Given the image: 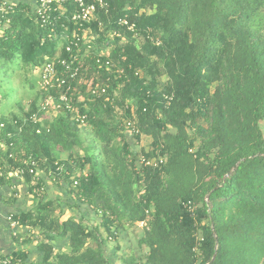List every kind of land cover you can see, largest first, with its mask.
<instances>
[{"label": "trees", "instance_id": "1", "mask_svg": "<svg viewBox=\"0 0 264 264\" xmlns=\"http://www.w3.org/2000/svg\"><path fill=\"white\" fill-rule=\"evenodd\" d=\"M106 2L95 46L112 45L110 58L125 73L99 70L100 78H111L113 103L78 105L87 127L65 111L50 121L41 115L42 126L21 124L45 98L35 79L27 107L0 116L13 132L12 146L6 140L0 150V182L30 157L72 198L48 200L42 181L26 175L35 207L13 220L37 231L41 264H111L104 255L109 240L139 222L145 253L122 256V264H264V0ZM28 13L16 5L1 19L0 71L8 65L33 71L66 56L59 38L49 37L61 28L42 27ZM123 17L134 33L116 24ZM110 30L126 42L105 38ZM126 119L135 120L138 135H127ZM158 157L157 167L137 166L140 158ZM72 205L90 209L99 224L62 220L60 209ZM64 240L67 251L54 252L52 243Z\"/></svg>", "mask_w": 264, "mask_h": 264}, {"label": "built area", "instance_id": "2", "mask_svg": "<svg viewBox=\"0 0 264 264\" xmlns=\"http://www.w3.org/2000/svg\"><path fill=\"white\" fill-rule=\"evenodd\" d=\"M14 7L15 5L13 4L1 2L0 17L3 18L8 13H12ZM33 14L40 26H59L61 28L58 35L54 33L49 35V37L59 38L66 56L56 57L52 60L46 59L44 64L33 70L37 76L38 90L44 93L45 98L33 114L22 119L21 124L32 121L42 126L43 118L41 115L55 116L58 112L65 111L70 115L71 120L80 127H87V114L80 112L78 105L83 104V107H85L87 104L85 102H92L101 98H104V103H113L108 93V85L111 83V78H101L100 81L99 70L105 69L109 73L114 68L115 76L121 77L125 75L123 68H119L116 62L110 58L112 45L106 43L104 48H98V51L95 46L104 27L100 19L102 16L108 15V4L106 0H36ZM8 22V20L5 22L6 25ZM116 24L127 32L134 33L135 31L134 24H130L126 17L119 18ZM92 25L96 26V33L93 31ZM105 38L109 40L118 38L122 43L126 42L124 35L113 30L107 32ZM94 63L96 64V69H94ZM81 88L85 89L81 90ZM119 88L117 86L116 91L113 92L114 97L117 96ZM165 100L168 103L170 97L166 96ZM17 124L18 122L14 121L12 126L16 127ZM16 129L19 132L21 130L18 126ZM124 129L130 137L139 134L134 119H126ZM12 138L13 132L6 130L5 124L0 123V150L4 151L6 149V140H8L11 147ZM135 148L137 149V147ZM9 158H13V156L10 154ZM21 162L19 167H11L10 175L19 179H23L24 176L28 175L36 182L39 177L35 160L28 157L22 159ZM162 163L163 158L161 157H158L157 160L153 159L151 162L140 158L137 166H148L151 164L153 167H157ZM1 177L2 168L0 166V179ZM32 193L41 196L42 190L34 189ZM142 194L143 191H140L139 196ZM183 206L188 212L192 213L193 208L189 202ZM12 220L13 216L9 215L10 226L14 227L15 221L13 220L14 222H12ZM136 225L143 227L144 223L139 222ZM0 264L25 263L20 259L5 256L0 252Z\"/></svg>", "mask_w": 264, "mask_h": 264}, {"label": "crops", "instance_id": "3", "mask_svg": "<svg viewBox=\"0 0 264 264\" xmlns=\"http://www.w3.org/2000/svg\"><path fill=\"white\" fill-rule=\"evenodd\" d=\"M1 2L13 4L15 6L22 5L25 9L29 10V13L34 11L36 5V0H0V3ZM1 19L2 17H0V22ZM35 79L37 84V76H35ZM47 118H49L50 121L53 119V116L47 115ZM38 177L44 185L45 197L48 200H55L61 204L66 203V200L71 202L70 199L72 198L68 197L66 186L63 182L54 181L49 174H46L42 170L38 171ZM27 206H29V208H26ZM34 207L35 201L29 193V185L24 182V179H19L7 173L4 180L0 182V252L5 256L20 259L25 264H41L42 253L38 248V233L35 229H31L30 226L19 224L13 220L12 222L15 223V226L11 227L8 216L12 215L13 217H18L22 213L32 211ZM65 209L66 207L60 209L62 212L64 211V219L62 220L72 216L76 219H83L87 225L92 226L94 224L92 216L94 213L83 205L79 208H74L73 206V209L70 211ZM65 214L67 216H65ZM133 229H138L139 231L133 234L131 233ZM142 230L143 227H139L135 224V226L130 229L126 228L123 231H118L116 238L112 240V242L109 240L110 242L104 250V255L111 264H122V256L140 258L141 255L145 253V248H140L138 245L142 237ZM52 245L54 246V252L59 253L67 251V240L56 241L52 243Z\"/></svg>", "mask_w": 264, "mask_h": 264}, {"label": "rangeland", "instance_id": "4", "mask_svg": "<svg viewBox=\"0 0 264 264\" xmlns=\"http://www.w3.org/2000/svg\"><path fill=\"white\" fill-rule=\"evenodd\" d=\"M142 43L143 41L141 39L137 41V44L139 46L142 45ZM18 66L21 67V64H18ZM3 70H7L9 78H5V76L2 74ZM34 73V71L25 68L17 69L16 66L12 68L10 65H8V68L5 67L1 69L0 76L2 74L4 77L0 78V116L6 115V117H8L10 114H20V108L22 107L25 109L27 107L36 92V87H34V90L30 89L31 82L34 83L35 81L36 75ZM99 80L101 81V78H99ZM4 92L7 93L5 99H3ZM16 103L20 105H16ZM262 127L264 133L263 123ZM147 143L148 142L146 140H143L141 143L138 144L137 149H140L143 145H146ZM26 208H29V206H27ZM67 215L65 214V216ZM92 216L94 219L93 225H98L100 222V218L95 217V215L93 214ZM62 219H64V214L62 216ZM138 231V229H133L131 233L136 234V232Z\"/></svg>", "mask_w": 264, "mask_h": 264}]
</instances>
